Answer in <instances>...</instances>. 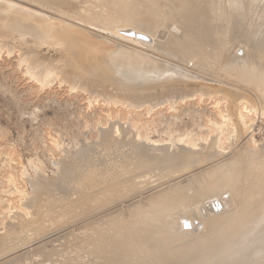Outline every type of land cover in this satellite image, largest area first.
<instances>
[{"label":"rangeland","instance_id":"374dc122","mask_svg":"<svg viewBox=\"0 0 264 264\" xmlns=\"http://www.w3.org/2000/svg\"><path fill=\"white\" fill-rule=\"evenodd\" d=\"M7 1L10 2V0H7ZM15 1L20 2V0H13L10 3L9 2L7 3L8 5L11 4L12 2L17 3ZM90 1L92 2V4ZM22 3L20 2L21 5H23ZM71 3L73 4V7H74L75 1L74 2L71 1ZM106 4L107 6H105ZM79 5L82 6V7L81 6L79 7V10L81 12L85 9L83 12V16L81 17V21L86 20V18L88 19L91 18V24L89 25H86V23L81 22V21L79 23L76 22L77 24L75 25H76V29L77 30L79 29V32L81 33L84 32V35L85 36L87 35L86 37L87 38L89 37V39H91L90 40L92 42L91 46L93 48L91 47L92 48L91 49L92 51L90 52L91 54H88V55L89 56L94 55V56H90V58L92 57L91 59H93L92 61L96 60L97 62L99 61V63L102 64L105 59L107 60V58L112 57V53H111L112 50H117V51L119 50L122 53V54L120 53L121 55H124L126 57L128 56L130 57V55L133 56L132 59L129 60V63L131 62H132L131 64L134 63L133 65L143 64L142 60L144 61L145 59L144 64L147 63L148 65L150 61H151V64L155 63L152 66L149 65V67L157 66V67H162L164 70H167L166 76H163L161 74L152 76L151 78H149L148 82L155 83L156 85L161 84L163 86L174 84V87L177 85L176 87L178 88L179 87L185 88V90H187L185 91L187 94L189 93L192 94V96L188 95L186 99L178 100V101L176 100L177 102L173 108L174 110L168 107V103L167 104L165 103L162 105L161 108L159 107L156 108L158 109V111L154 112L156 113V115H152V117L150 118H147V116L145 117L143 116L142 118L138 120L139 124L135 126V129L137 130L136 132L139 133L140 137L143 139L142 146L144 145L146 146V144H149V143H156L159 145H166L168 143L178 144L177 140H179V137L184 136L182 138L184 139V141L181 139L183 142H185L186 137L192 138L194 141H197V144H198V146L195 147L196 149L194 148V150L195 151L197 150L196 152L200 151V154H203V155L205 154V155L203 156L201 161H198V163L200 162L199 164H195L193 167H190L192 166L191 164L189 167L187 166L188 168L187 167L185 168L186 170L187 169L191 170L190 173L188 170H187L188 172H184V170L182 171L180 170V172L178 173L179 171L178 170L177 171L178 174L176 173V171H173L174 174L170 172L171 174L169 175L168 171H167L168 173L166 174L164 170L158 169L159 171H162L159 173L158 171L156 172V170L153 169L157 173L156 175L153 170H152L153 172L150 170L151 173H149L148 170H145V171H148V172H145L143 169H139V170L134 169L132 167L133 166L132 161L130 160L124 161L125 156L133 154L131 151L132 146L130 145V143L126 142L123 145L122 144L120 145L102 144L104 132L117 130V132H115L116 135L115 136L112 135V136H114L115 139L117 137L118 140H122L123 136H122L121 129L125 128L124 126L119 124V122L117 124L116 123L109 124L107 122V119L105 116V114L107 113L106 108L107 109L111 108L110 114L112 115L113 118L116 116V114H120L121 116H125V115L128 116L129 112L126 110V108L124 107L122 108V106L120 105L118 106L114 105L115 106L114 107L112 103H109L110 106L107 107L104 101V97L106 96L105 95L106 91H108L107 93H109V91L111 90L105 89L102 86L100 87V85H98L100 88L98 86L97 88L96 84L93 87H96L99 90L101 89L102 92H105V93H102L103 95H105L104 97L103 95L101 96L99 93L95 94L94 91L89 89L91 85L88 86L89 87L88 88L86 85L83 84L84 86H86V88L89 89V90L86 89L88 91L85 93L83 91V88L85 87L82 88L81 86L83 85L79 84L81 83V81H79V83L77 82L78 86L77 84H75L76 81L75 82L73 81L75 87L78 88L77 90L75 87H73L74 91L73 89L71 90V88L68 87L69 84L72 83V81L68 80L67 77L68 75L72 73V70H73L71 69V72H70L71 67L69 65L66 68L67 66L66 60L67 58H69L66 56L68 55L69 52L66 51L64 47H61L62 49H58V50L56 49L54 50V48L52 47L54 46L55 48L57 47L59 48L60 46H62V45H59L60 42L61 44L62 43L66 44V42L64 41L59 42L56 38L54 39L51 37V39L49 38L50 41L48 40L49 42L46 41L48 42V44L45 43L46 46L42 45L40 47L41 49H39V52L37 50L38 48L36 49V51L40 53V54L38 53L37 54L40 55L41 57L38 55H36L37 57L36 56L35 57L36 58L39 57L40 59L43 58L42 60L45 62L48 61L49 64H53V62H56L59 59L62 60L63 56L64 58L66 57L65 60L63 58L62 61L59 60V62H56V64L58 63L60 68H64V69L60 70L59 67H55V68H58L59 70L54 69V72L52 71L53 73H51L53 74V76L51 75V77H54V78L58 77L60 79L56 80L55 78V80H53L54 78H51L50 80H53L54 82L48 84V87L47 85H45L46 87L45 86L41 87L40 82L42 81L36 82V80L34 81L33 79H30L31 77L29 76L30 71H28V65H29L28 63L30 62L29 61L30 58L34 56H31L29 59H27L26 57L27 52H28L27 49H29V47H27L28 45L25 44L27 42H25V40L22 39L21 43H19L20 40L17 42L13 40V38L11 39L10 38L11 36L10 37L6 36L7 39L6 38L4 39V36L2 37L1 35L2 39H0V237H1V234H2V237H4L8 231L10 233L12 232L11 234L15 233L16 235L14 234L15 236H13L15 238H11V235H9L8 233L9 238L7 237L8 240L6 239L7 240L5 241L6 243L0 242V264H60V263L67 264V262L68 264L70 262H71L70 264L72 263L79 264L80 262H81L80 264H94L95 262H96L95 264H99L97 261H100V258H101L100 262L102 263V260H105L106 257L102 258L101 253H99V251H96V249H93L96 245L100 244V242H98V236L96 238L95 235H98L101 233L100 229L103 228L106 231V229L108 228L109 229V230L107 229L108 233H105V234L103 233L102 236H100L101 234L99 235V241H101L100 237L101 239L104 240L107 236H109L110 234L109 232L111 231V229L113 233L110 234V236L112 235L115 236L116 234L119 233L118 236L121 237L122 233H124L126 229L119 228L121 229L119 230L115 228L116 227L129 228L130 223H128V221L133 220L132 218H134L133 220L134 222L140 216H141L140 218H143V220L141 219H138V220H141L143 223L145 222L144 217H148L147 220L149 223L151 220L156 219L154 221H151V223L153 222L154 225H157V226L159 225L158 223L162 221L161 219L164 220L166 218L164 220V224L163 225L161 224L162 227L159 228V230L157 231L158 232L164 231L162 229H164V227H168L169 225L168 223L170 221L173 224V225H169L170 231L172 232L170 236L171 238L168 237L162 240L159 243V245L160 246H163V245L165 246L174 245L175 246L176 244L180 246V248L182 247L181 249H184L186 245L189 246L195 243L196 239L197 241L200 239L202 240L209 234L210 231L213 232V230L220 227V226H216L215 228H211L212 226L208 225L205 222L208 217L210 216L213 217V215L216 216L219 213L220 214L217 215L216 217L222 215L221 213L225 212L227 205L229 208L227 210L229 211L230 209L234 210L233 207L235 206L232 207L231 205H229V203L232 204L234 200V197H233L235 194L234 191H233L234 193L232 191H227V193L223 191L222 193L225 192L226 193L225 195L222 194V195L216 196L217 194L221 193V191L219 192L218 187L215 186L214 184L217 181H219L218 176H220L221 174L220 168L223 167L221 165H224V169H225V165L227 162L225 163L224 161L232 160L233 158L237 160V158L239 157L241 158V160H244V162L241 161L242 162L241 163L239 161L240 159L238 158V162L241 164H237V165L242 166L243 163L247 162L249 155H256L257 157L260 156L261 159H263L264 157V90L259 88L258 86L259 82L257 81V79L255 80L253 78L252 80V78H250V75L249 77H247L248 75H245V73L246 74L250 73L251 66L253 68H257L258 66L260 67L262 65L264 66V0H254L252 5L249 4L250 5L249 9L251 10L250 11L251 15L249 18H245L241 20L242 17L244 18V16H247V13L244 11H240L239 17L241 18L238 17V19H234L236 25H235V34L233 35V39H234L233 48L235 49L232 48L231 51L232 52L234 50L235 51L233 52V54L231 51L228 53L230 55L232 54L231 57L225 56L227 61L224 65L228 67L229 69L225 70V72L224 70L222 72L220 71L218 72L219 74L216 73L217 70H213L210 67H204V66L198 65L194 57L185 58L179 54L177 56L175 55V57L173 58H171L170 55L169 57H166L163 55H162L163 57H161V55L158 56L154 54L153 51H151L152 49L150 50L152 45L153 46L157 45L156 42H157V39L159 38L161 42L166 41L165 43H167L168 38L172 36H176L179 40H182L183 35H181L182 32L180 31L181 28L179 27L181 25H172L169 22V23H166L165 27L161 28V27H158L161 25H158L156 21L155 22L156 25H154L155 23L151 24L155 30L157 27L161 28L160 30L157 28L158 30H156V32L153 29V27H151V25H145L146 28L147 27L151 28V29L147 28L149 31H145L147 29L144 28V25L140 26L141 28H139V26L133 27L130 25L126 27V26H123L124 25L123 23H122L123 25L119 24L120 26L118 25V27L107 29L106 26H104V24L102 23L103 18L106 16H111V14L115 16L116 14V12L114 13V11H116L115 5L108 4V0H88V1L82 0V3H80ZM23 6L26 8H29L30 6V8H32V4L27 5L24 3ZM142 7L144 6H140V2L135 1L133 4H130L129 8L127 7V11L126 9L124 10V8L122 10H118L119 11L118 14L122 12L121 13L122 15L123 13L124 14L126 13L125 15H129L128 12H133V11H135L133 13H136L139 11L138 8L142 9ZM33 8L34 9L32 10L39 12L36 6H33ZM71 9H72V6L66 10L62 9L63 12L58 14L59 15L58 17L62 18L63 21L69 22L65 18H66L67 13L70 12ZM41 12H43L44 15L45 13L47 14L49 13V11L47 10H45V12L40 11L39 13L41 15H42ZM96 13L99 16H97ZM133 13H130V15ZM48 15L47 17H50ZM127 17H126L127 20L125 18L126 22L129 19V16ZM111 18H114V17L111 16ZM114 19L120 20V17L118 18L116 17ZM51 21L52 23H54L55 19L54 20L51 19ZM55 24L57 25L56 22ZM136 27L142 30L138 31ZM152 29L154 31H152ZM5 30L7 31V29H4V31ZM141 31H144V32H141ZM164 31H167L165 32L167 33V36L166 34H164ZM150 33H152V35H150ZM153 34L154 35L156 34V37ZM48 35L50 36L52 35L54 37L52 33H49ZM161 37H164V38L166 37V39L163 38L164 40L163 39L161 40ZM55 40L58 42H56ZM132 40H134L136 43L138 41V43L140 44L138 43L136 44ZM51 41L54 44H52ZM142 41H145V42H142ZM147 42L149 46L146 44ZM55 43H58V44H55ZM143 43H145L146 45L143 46L142 45ZM140 45H142V48ZM48 47L49 48L51 47L53 49L49 50ZM250 49L256 52L257 54L256 56L258 57L257 59V57L255 56V60L257 61L252 59V61H254L252 62V65L247 64V63L245 64L244 62L248 53L251 51ZM45 50L49 51L48 52L49 54L54 50L55 53L57 54H55L53 51L51 55H48V53ZM59 50L60 51L63 50L64 54L61 53ZM40 51H43V52L41 53ZM107 52H108V55L106 56ZM109 53L111 56H109ZM69 55L70 56L73 55V52L72 54H69ZM50 56L52 57L55 56V58H52ZM259 56L260 57L262 56V57L260 58ZM165 58L171 61H166ZM51 59L52 60L54 59L52 63L50 62L52 61ZM63 61L66 63H64ZM135 61L136 62L139 61V62L136 63ZM42 62L40 61V63ZM45 62L42 63L43 68H44V65H45V68H47L49 65L48 63H45ZM62 63H64L65 67H62L63 65ZM32 66L35 67L36 65L35 66L32 65ZM234 67H236V69ZM245 67L247 68L250 67L249 72L247 71L248 70L247 68L245 69ZM43 68H42V72H43ZM208 68H210V70ZM37 69L41 71L40 67ZM262 69H264V67H262ZM234 70L235 71L237 70V71L235 72ZM35 71L37 70L35 69ZM56 71H57L56 73L57 75L55 76L54 73ZM59 71L61 74L63 73L65 75L66 73H64V71L68 72L67 77H65L66 79L63 78L65 75L62 74L63 75L62 77ZM214 71L216 72L214 73ZM228 71L230 72L227 75L226 72ZM223 72H224V75H227V76L222 75ZM232 72L233 74H231ZM35 74L36 75L34 77H38V74L37 73ZM219 76H221V78ZM242 76L245 78V80L244 78H242ZM61 78L65 81L67 80L66 82H68V85H66L67 83L62 80L64 83H66L64 84L61 81ZM68 78H71V77H68ZM59 80L61 81L62 84L59 83L60 82ZM200 85L201 87H199ZM213 86H215L216 88ZM71 87H72V84H71ZM79 87H81V89ZM127 90H130V89H127ZM92 92H94V94ZM127 92L130 93V91H127ZM202 92L204 93L203 95L200 94ZM87 93L91 94L92 97H89L90 95ZM134 93L135 91L133 92V94ZM172 98L174 100V96H172L171 99ZM243 105L246 107L248 105L247 108L249 110H245ZM145 108L147 107H144L142 110H145ZM247 111L249 112V114ZM218 113L221 114L222 116H225L226 118H220L221 116L220 115L218 116L217 115ZM239 113L243 114L246 120V125L250 123L249 125L252 126V128L250 127V129L246 131V128L241 125L240 120L238 119ZM131 116L134 117L135 113H131ZM208 119L210 123L209 125H207ZM211 122L213 124L218 125L220 128L219 129L220 131L214 129V127H211ZM113 124L115 125V129H113ZM99 126H100V129H99ZM133 134L135 133H132L127 137L128 138L134 137ZM209 134L211 137H209ZM218 134L222 135L221 139L226 135V138H225L226 144H225V147L223 148L224 151L220 149L221 150L220 152L217 151L216 153H214V151L212 150L213 148L212 149L210 148L213 146L212 143L216 140V137L218 136ZM230 134L231 135L233 134L234 136L233 135L231 136ZM229 135L231 136L230 139L228 138ZM198 139H200V141ZM176 147L178 148V145ZM181 148L186 149V147H183L182 145L179 149ZM173 149H174V146H173ZM184 149H183V152H185ZM205 150H206V153H205ZM179 152H182V151L179 150L178 153ZM208 153H210V155H208ZM184 154L185 153H183V155ZM180 155H182V153H179V156ZM121 156H123L124 158H122ZM98 158H99V161H98ZM219 161L220 163L222 162L221 165H219L220 164ZM230 162L231 161H228L229 164ZM65 164L68 165V167H72L76 165L75 167L76 170L74 172L75 175H73V178L71 179H66V178L62 179L61 178L62 176L60 177V173L62 170L61 167H63V165ZM217 165L218 167H220L219 168L220 173L218 172V175H217L215 171H212L213 172V176H212V173H210V171L214 169V167ZM218 167H216V169L214 170L219 171L217 169ZM242 167L244 169V166ZM203 168L207 171L210 170L208 172L210 173V176L212 177L209 176L210 178H208V175H205L206 171ZM258 169L259 168H256L257 171ZM261 169L259 170L260 174L256 172V170L255 171L253 170V173L255 172L253 174L254 179H255V176H257L256 177L257 180L255 179L256 181L252 179V182L254 184L253 187H256V185H258L259 178L262 177L261 175L264 173V167L263 168L261 167ZM203 171H205V173ZM181 172L183 173L184 176L181 175L182 174ZM199 172H201V176L203 173L205 175V176L203 175V177L207 176L206 179L205 178L204 179L208 183L203 179V177H199L200 174L198 175L199 179L201 178L202 180L205 181V182L202 181L203 184L201 185V187H204L206 185L205 193H209L208 194L209 197H207L209 200L206 199V197H203L204 193L201 191V189L200 191L197 189V186L201 181H199L198 177H195V175L198 174ZM214 172L216 173V176H217L216 180L218 179L217 181L214 179L216 177L214 176L215 174ZM251 172L250 174H252ZM256 173L258 174L256 175ZM193 178L194 180L196 178L198 180V182L197 180L194 181L195 183L197 182L196 185L192 184ZM186 180L188 182L189 180L190 181L192 180V181L189 182L188 184ZM143 181H145L144 186L142 185ZM182 182H187V183H182ZM174 184H175V188L177 187L182 188L181 186L183 184L184 186L188 185L187 186L188 191L186 192L187 194L189 193L191 194L192 201H193L192 194L194 195V197L197 194V197L199 198V196L201 195L198 196V194L203 193L201 198H199V199L203 198L202 199L203 201L198 199V201L199 202L201 201V203L199 202L192 203L193 205L190 204V206H188L189 204L187 205L184 202L187 201V203L188 202L190 203L192 201H190L191 198L190 200L188 199V196L190 197V194L189 195L186 194L188 200L186 201L184 200L186 199L185 198L186 196L183 197L184 199L179 200L180 206L185 205V207L182 210L180 209L179 204H178V206L176 207L177 210H173L174 212L170 211L169 215H168V211L165 213L166 215L164 213H160V215L162 214L161 216L159 215V212H157L155 214H152L153 216H155L156 214L157 215L154 217V219H151L153 217L151 215L152 212L148 211L149 208H147L145 212L146 215H151L152 217L145 216L144 214L145 210L143 209H145L148 206H151L149 205L151 204V202L149 201L150 196L152 195L157 196L159 194V196L165 198L167 197L166 193L168 195V191H167L169 190L168 188L171 189L169 192L170 193L172 192V196H178L177 194H179L178 192L180 191L179 190L180 188L179 189L177 188L178 191H176L177 189L174 188ZM179 184L180 186H178ZM50 186L51 188L48 190ZM209 188L211 189L209 190ZM164 190L165 192L166 191L167 192L165 193ZM172 190H174V193ZM191 190H194L195 193L193 191H192L193 193L190 192ZM175 191L177 194L175 193ZM216 191H218V193ZM170 193H169V196H170ZM208 195L205 194L204 196H208ZM210 197L212 198L210 199ZM33 199L34 201L36 200L35 201L36 204L34 201H32ZM138 200H139V203H137ZM182 201L184 204L182 203ZM217 203L219 205L215 207ZM220 204L222 208L224 209V211L222 208H220L221 207ZM263 205H261L262 207L259 206L256 209V211H258L259 214L264 213ZM136 210H138L139 213ZM186 210H189V211H186ZM176 211H179V212L176 213ZM21 213H23V215L25 214L26 216L24 215L25 216L24 217ZM140 213L141 214L143 213L144 215H139V217L137 218L138 216L137 214H140ZM173 213H176V214L173 215ZM131 214L135 215V217ZM163 215L165 216L172 215L170 217L172 219H169L168 221L167 217ZM159 216L160 218L163 216V218L160 219ZM21 218L24 220V228L22 229L21 232H17L16 230L17 227H16V229L14 228L16 231L14 232V230L11 229L12 227L10 228L9 226L11 225L12 226L14 225L13 227H15L16 225L18 226L17 223H19L20 220L22 221ZM186 219L187 221L190 219H193V220H190L193 224L191 225V223H189L188 221V224L184 225L183 223H184V220ZM10 220L12 221V223ZM111 220L113 222H111ZM138 220L137 222L140 223L141 221H138ZM158 220L160 221L158 222ZM172 220H175V221L172 222ZM16 221H19V222H16ZM119 221H122V222H119ZM125 221H127L128 224L125 223ZM122 223H125L126 225ZM135 223L136 222L130 225L138 226V225H134ZM139 223H136V224H139ZM86 224L89 226L87 227ZM83 225H85L84 229H83ZM101 225L103 226L101 227ZM262 225H264V222ZM113 226L114 228H112ZM8 228H10L12 231H10ZM6 229L8 230L7 232H5ZM117 230L122 231L121 234L120 232H117ZM257 230L258 231L261 230L260 231L261 233L259 234L261 235L263 234L262 236L264 237V233H262V229L257 228ZM105 231H102V232H105ZM194 231L197 233H195ZM258 231H255V232H258ZM3 232L5 234H3ZM136 233L137 231L136 232L134 231L133 235ZM180 233H181V238L182 237L184 238V236H186L184 239L182 238L183 241L178 239V237H180L179 236ZM159 234L160 233L156 234V236ZM103 235L104 237L105 236L106 237L104 238ZM262 236L257 235V237H260V238H262ZM257 237L255 236V238ZM10 238L13 239L12 241L10 240L11 242L9 241ZM1 239L3 238H0V240ZM89 240H91L92 242ZM179 241H182V242L177 243ZM93 242L95 243V245L93 244ZM185 242H187L188 244ZM93 245L94 247H92ZM231 245L232 243L229 244L226 247V249L231 247ZM250 245H245L243 246L244 248L243 247L241 248L242 249L241 252L244 250L242 252V254L244 255H242L241 253L237 255V260L241 259L239 262H237V260L232 261L230 259L224 264H233V263L239 264L241 262L242 263L245 262L244 264H247V263L250 264V262L251 264L253 263L255 264L263 263L264 264V247L261 248L262 244L258 243L257 245L254 244V246L253 244L251 246ZM259 245L260 247H258ZM111 246L107 248L109 249V251H111V253L109 251L106 254L104 253V255H107L109 259H106L105 260L106 262H103L102 264H106L109 260H111L110 258H113V256H115L116 254H117V257L115 256L114 259L115 258L120 259V255H123V257L126 256V253H127L126 250L124 252L125 254L124 255L122 253V249L120 250L121 252H119L118 250L120 248L116 246H113V247ZM263 246H264V243H263ZM114 247L118 248L117 251L120 253L119 255L118 253H116L117 251H115L116 249ZM112 248L114 250H112ZM198 248H200V246H198L196 250ZM28 249H30V251ZM46 250L48 253L46 252ZM59 250L61 251L64 250L62 251L63 254ZM159 250L161 249L159 248ZM159 250L158 248L154 249V253L155 252L159 253ZM56 251L58 252V254ZM143 251L147 252L145 248L138 252L141 254L142 253L144 254ZM149 251L150 250H148V252ZM32 252H34L35 254ZM114 252L115 254L113 255ZM128 252H129L128 254L129 256L125 260L129 259V257L132 255L130 254V250ZM146 252L145 254L148 253ZM139 253H138L137 259L139 256L142 258L139 257L138 260L137 259L134 260V258H136L135 257L136 255H135L132 257L133 259L131 258L132 259L131 262H130V259L126 261L128 262L127 264L129 263L138 264V262L141 259H142L141 261L146 260L144 258L146 257L145 254L140 255ZM44 254H46V256ZM108 254H111V256H109ZM60 256L62 257L60 258ZM65 257L67 258L65 259ZM242 257H244L245 260L249 259L248 260L249 262H246L247 260L242 261L243 260ZM249 257L251 258V260ZM150 258H152L151 259L152 261L150 260ZM150 258L147 259L146 261H143V263L139 262V264L140 263L144 264L148 260L150 261V263H148L149 261L147 262L148 264L153 263V260H154L153 256ZM191 259H192V255L184 258L181 261V264L182 262L185 263V262L190 261ZM55 260L57 261L59 260V262ZM125 260L123 261L121 260V262H124ZM132 261H135V262L137 261V262L135 263ZM230 261H232L233 263ZM107 264H113V262H108Z\"/></svg>","mask_w":264,"mask_h":264},{"label":"bare ground","instance_id":"6f19581e","mask_svg":"<svg viewBox=\"0 0 264 264\" xmlns=\"http://www.w3.org/2000/svg\"><path fill=\"white\" fill-rule=\"evenodd\" d=\"M13 1V0H10V2ZM71 1H75V5L73 7V4L71 3ZM85 1H88V0H85ZM140 2V6H144L142 7V9L138 8V12L136 13H133V12H128L129 15H125L123 13V15L120 13L118 14V10H122L124 8V10L126 9L127 11V7L129 8L130 7V4H133L134 2ZM254 0H108V4H113L115 5L116 7V11H114V13L116 12L115 16L111 14L112 17L114 18H118L120 17V20H116L114 18H111V16H106L103 18V24L104 26H106L107 29H111V28H115V27H118V25L122 24L123 26H139V28H141L140 26H143L144 25V28H146L145 25H151L153 23H156L158 25H161V26H158V27H165L166 23H169L172 24V25H181L179 26L181 29L180 31L182 32L181 35H183V39L182 40H179L176 36H168L170 38H168L167 40V43L165 42H161L159 39H157V42L156 44L157 45H152V47L150 48L151 51H153L154 54L156 55H161V57L163 56H166V57H169V55L171 56V58L175 57V55L177 56L178 54L179 55H182L183 57L187 58V57H194L195 61L197 62L198 65H201V66H204V67H210L212 68L213 70H217L214 71V73H218V72H222L224 70H227L229 69L228 67H226L224 64L226 63V57L225 56H229L231 57V55L233 54V52L235 51H231V49L233 48V45H234V42H233V35L235 34V20L234 19H238L239 17V12L240 11H244L247 13V16H244V18L242 17H239L242 19H245V18H249L250 17V5H252ZM9 1L7 0H0V39L1 38V35L2 37L4 36V39L6 38V36H11L10 38L15 41H19V43H21L22 39L25 40V44H27L29 47L28 52H27V59H29L31 56H34V57H31L30 58V62L27 64L28 65V71H30L28 74L30 79H33L34 81L36 80V82H39V81H42L40 82V86L43 87L45 85H47L48 87V84L54 82L53 80H55L54 77H51V75L53 76V73L54 72V69H58V68H55V67H59L60 66L58 65V63L56 64V62H59V57H58V61L56 62H53L50 61L51 63L53 62V64H49L48 61H43L42 59H39L36 58L39 52V49H41L40 47L42 45H45L48 44V42L50 41L51 37L52 38H56L59 42L60 41H64L66 42L65 43H62L61 42L59 43V45H62L60 46L59 48H55L54 46H52L54 48V50H58V49H62L61 47H64L66 49V51H68V55L65 56L66 57H69L67 58V66L66 68L68 67V65L71 67L70 68V72H71V69L72 70V73L70 75H68V77H71V78H68L67 77V74L68 72H65V75L63 77L64 79H66L65 77H67L68 80L72 81V83L69 84L68 87L71 88V90L73 89V87H75L73 81L77 84L78 86V83L79 81H81V83L79 84H84L86 85L87 87L91 85V87L89 89H91L92 91L95 92V94L99 93L101 96L103 95L102 93H105V92H102V90L100 89H97L100 85V87H104L105 89H108V90H111L109 91V93H107L108 91H106L105 95H103L104 97V101H105V104L106 106H110L109 103H112L113 106H122V108H126V110L129 112L128 116H121L120 114H116V116L113 118L112 115L110 114V109L111 108H106V111L107 113L105 114L106 116V119H107V122L110 124V123H118L121 124L122 126H124L125 128H122L121 129V132H122V140H118L117 137L115 139V132L116 131H107V132H104V135H103V143L104 145H108V144H111V145H114V144H125L126 142L127 143H130V145L132 146L131 147V151H132V155H127L125 156V160H130L133 162V168L136 169V170H139V169H143L144 171L145 170H148L149 173L150 170L152 171L153 169L156 170V172L158 171L159 173L162 172V171H159L158 169H161V170H164L166 172V174L169 172V175L171 174L170 172H172L174 174L173 171H178V173L180 172V170H184V172H188L190 173L191 170H186L185 168L188 166H190L192 164V166L190 167H193L195 164H199L198 161H201V159L203 158V154H200V151L199 152H196L194 150L195 147L198 146L197 144V141H194L192 138H185V142L184 139H182L184 136H180L179 137V140H177L178 144L176 143H168L166 145H159V144H156V143H149V144H146V146H142L143 145V139L140 137V134L137 133L136 129H135V126H137L139 124L138 120L140 118H142L143 116H147V118H150L152 117V115H156V111H158V109L156 108H161L163 104H167L168 103V107H170V109H173L176 102L178 100H183V99H186V97L189 96H192V94H187L185 91V88H181V87H174V84L172 85H167V86H163L161 84L159 85H156L155 83H151V82H148L149 78H151L152 76H156V75H163V76H166L167 75V70H164L162 67H157V66H153L151 67L152 65H154L155 63L151 64V61L150 63H145L144 64V61L142 60L143 64H140V65H133L131 63H129V60L132 59V55H130V57H126L124 55H121V51H117V50H112V57L111 58H107V60L105 59L104 62L102 64L99 63V61L97 62L96 60L95 61H92L93 59L90 58V56H94V55H88V54H91L90 52L92 51L91 49L93 48L91 46V39H89V37L87 38L85 35H84V32H79V29L77 30L76 29V25L77 23H79L81 21V17L83 16V12L84 10L81 12L79 10V7L81 5H79L80 3H82V0H20V2L24 5L27 4V5H31L32 4V8H26L24 7L23 5L20 4V2L18 1H15L17 3H14L12 2L11 4L8 5ZM9 2V3H10ZM91 2V1H90ZM110 2V3H109ZM84 3V1H83ZM92 4V2H91ZM87 5V4H86ZM33 6H36L37 10L40 11H44L47 10L49 11V15L47 13H45V15L42 13V15L39 13V12H36L35 10H32L34 9ZM72 6V9L70 10V12L67 13L66 15V18L67 21L69 22H66V21H63L62 18H59L58 14H60L61 12H63V10H66L68 8H70ZM107 6V4L105 5ZM132 6V5H131ZM82 7V6H81ZM63 10H62V9ZM87 9V8H86ZM101 9V8H100ZM141 10V11H140ZM101 11V10H100ZM107 11V10H106ZM129 11V9H128ZM98 12V11H97ZM124 12V11H123ZM109 13V12H108ZM107 13V14H108ZM113 13V12H112ZM130 13H133L130 15ZM95 14V13H94ZM99 14V13H98ZM102 14V13H100ZM50 16V17H47ZM97 15V13H96ZM57 16V17H56ZM99 16V15H97ZM129 16V19L128 21L126 22L125 21V18ZM55 19V22L57 23V25L54 23H52L51 19L54 20L53 18ZM128 18V17H127ZM126 18V20H127ZM114 19V20H113ZM121 21V22H120ZM123 21V22H122ZM247 21V20H246ZM77 22V23H76ZM81 22H84L86 23V25H89L91 24V18H86V20H82ZM83 23V24H84ZM156 23L154 25H156ZM81 24V23H80ZM119 25V26H120ZM52 26V27H51ZM98 26V25H97ZM156 26V27H157ZM151 27H153L151 25ZM157 27V28H158ZM123 28V27H122ZM132 28V27H131ZM138 29V27H136ZM156 30H160L161 28H158ZM178 28V27H177ZM4 29H7V31L5 32ZM53 29V30H52ZM148 29H151L150 27ZM145 30V31H149V30ZM154 29V27H153ZM152 29V31H154ZM130 30V29H129ZM139 30H142V29H138ZM155 30V32H156ZM179 30V29H178ZM94 31V30H93ZM134 31V30H133ZM168 31V30H167ZM167 31H164V34H166L167 36ZM99 32V31H98ZM141 32H144V31H141ZM151 32V31H150ZM49 33H52L54 35V37L51 35H48ZM94 33V32H93ZM106 33V32H105ZM130 33V32H129ZM170 33V32H169ZM176 34V33H175ZM104 35V34H103ZM150 35H152V33H150ZM154 35V34H153ZM160 35V34H159ZM49 36V37H48ZM107 36V35H106ZM156 37V34L154 35ZM152 36V37H154ZM109 37V36H108ZM151 37V36H150ZM8 38V39H10ZM50 38V39H49ZM107 38V37H106ZM164 37H161V40L163 39ZM7 39V38H6ZM166 39V37L164 38ZM163 39V40H164ZM49 40V41H48ZM115 40V39H114ZM121 40V39H120ZM141 40V39H139ZM48 41V42H46ZM56 41V40H55ZM56 41V42H58ZM133 42H135L134 40H132ZM137 41V40H136ZM52 42V41H51ZM50 42V43H51ZM142 42H145V41H142ZM141 42V43H142ZM160 42V43H159ZM46 43V44H45ZM136 43V42H135ZM138 43V41H137ZM136 43V44H137ZM52 44H54L52 42ZM55 44H58V43H55ZM140 44V43H138ZM148 46V42L146 43ZM145 43H143L142 45H146ZM241 44V43H240ZM51 45V44H49ZM47 45V46H49ZM64 45V46H63ZM142 45L141 48H142ZM58 46V45H56ZM94 46V45H93ZM92 47V48H91ZM38 48V49H37ZM49 48V47H48ZM53 48H49L50 49H53ZM36 49L38 50V52L36 51ZM47 49V48H46ZM235 49V48H233ZM53 50V51H54ZM72 50V51H71ZM251 50V49H250ZM36 51V52H35ZM47 53L49 51L45 50ZM52 51V52H53ZM60 51V50H59ZM64 51V52H66ZM232 52V54H228L229 52ZM243 51V50H242ZM41 53L43 51H40ZM51 52V53H52ZM58 52V51H57ZM61 53H63V50L60 51ZM59 52V53H60ZM73 52V55H69V54H72ZM10 53V52H9ZM38 53V54H37ZM51 53L48 55H51ZM55 53V51H54ZM60 53V54H61ZM93 53V52H92ZM121 53V54H120ZM152 53V52H151ZM152 53V54H153ZM57 54V53H55ZM54 54V55H55ZM64 54V53H63ZM25 55V54H24ZM62 55V54H61ZM108 55V52L106 54V56ZM114 55V56H113ZM163 55V56H162ZM235 55V54H234ZM256 52H254L253 50H251L246 59H245V64H251L252 65V59L255 60V56H256ZM36 56V57H35ZM40 56V55H38ZM109 56L110 53H109ZM41 57V56H40ZM52 57V56H50ZM49 57V58H50ZM57 57V56H56ZM61 57V56H60ZM66 57L64 58V56L62 57V60L64 58V60L66 59ZM71 57V58H70ZM239 57V56H238ZM257 57V56H256ZM260 57V56H259ZM262 57V56H261ZM260 57V58H261ZM35 58V60H34ZM52 58H55L52 57ZM57 59V58H56ZM110 59V60H109ZM166 61H171V60H167V58H165ZM170 59V58H169ZM258 59V57H257ZM26 60V59H25ZM39 60V62H38ZM50 60V59H48ZM61 60V61H62ZM136 60V59H135ZM148 60V59H147ZM190 60V59H189ZM260 60V59H259ZM40 61L42 62H45V63H48V67L45 68V65H44V68L42 66V63H40ZM60 61V62H61ZM148 61V62H149ZM176 61V60H175ZM257 61V60H255ZM136 62V61H135ZM139 61H137L136 63H138ZM147 62V61H146ZM189 62V61H188ZM194 62V61H193ZM195 62V63H196ZM64 63H62V67H65ZM181 63V62H180ZM60 64V63H59ZM257 64V62H256ZM32 65H36L35 67H33ZM58 65V66H57ZM149 65H151L149 67ZM157 65V64H156ZM189 65V64H188ZM192 65V64H191ZM231 65V64H230ZM234 65V64H233ZM247 66V65H246ZM27 67V66H25ZM41 68V71L37 68ZM257 67V66H256ZM262 67H264L263 65L262 66H258L257 68H253L251 66V70L247 67H245V69L247 68L248 72L250 70V73L246 74L245 72V75H248L247 77H249L250 75V78H253L259 82L258 86L260 89L264 90V69H262ZM42 68H43V72H42ZM68 68V70H69ZM117 68V69H116ZM189 68V67H188ZM202 68V67H201ZM210 68H208L210 70ZM236 69V67H234ZM241 68V66H240ZM239 68V69H240ZM254 70H253V69ZM261 68V69H260ZM35 69L37 71H35ZM61 69H64V68H60ZM191 69V68H190ZM197 69V68H196ZM204 69V68H203ZM207 69V68H206ZM257 69V70H256ZM45 70V71H44ZM59 70V69H58ZM57 70V71H58ZM66 70V71H68ZM116 70V72H115ZM208 70V71H209ZM238 70V69H237ZM236 70V71H237ZM53 71V72H52ZM57 71L54 73L55 76L57 75ZM235 71V70H234ZM235 71V72H236ZM246 71V72H247ZM25 72V71H24ZM23 72V73H24ZM27 72V71H26ZM224 72L222 75H224ZM230 71L226 72L227 75ZM234 72V74H235ZM241 72V70H240ZM239 72V73H240ZM37 73L38 74V77H34ZM43 73V74H42ZM208 73V72H207ZM213 73V72H212ZM225 73V74H226ZM59 74V75H60ZM211 74V73H210ZM219 74V73H218ZM233 74V72L231 73ZM221 75V73H220ZM227 75H224V76H227ZM61 77V76H60ZM221 78V76H219ZM51 78H54L53 80H50ZM215 78V77H214ZM229 78V77H228ZM237 78V77H236ZM240 78V77H239ZM242 78H244L242 76ZM57 79H60V78H56ZM73 79V80H71ZM230 79V78H229ZM238 79V78H237ZM248 79V78H247ZM63 79L61 78V81ZM144 80V81H143ZM233 80V79H232ZM242 80V79H241ZM245 80V78H244ZM60 81V80H59ZM61 81L59 83H61ZM64 82H66L65 80H63ZM62 81V82H63ZM143 81V82H142ZM155 81V80H154ZM165 81V80H164ZM219 81V80H217ZM230 81V80H229ZM248 81V80H246ZM57 82V81H56ZM63 82V83H64ZM78 82V83H77ZM142 82V83H141ZM67 83V84H66ZM64 84L68 85V82H66ZM172 83V82H171ZM254 83V82H253ZM252 83V84H253ZM62 84V83H61ZM71 84H72V87H71ZM96 84V87H93L94 85ZM256 84V82H255ZM81 86L83 88V91L86 93L89 89L86 88V86ZM204 86V85H202ZM248 86V85H247ZM255 86V85H254ZM261 86V87H260ZM46 87V86H45ZM59 87V86H58ZM81 87H79L81 89ZM99 87V88H100ZM201 87V85L199 86ZM215 87V86H213ZM76 88V87H75ZM206 88V86H205ZM208 88V87H207ZM216 88V87H215ZM250 88V87H249ZM78 88H76L77 90ZM79 89V90H80ZM88 89V90H86ZM97 89V90H96ZM127 89H130V90H127ZM212 89V88H211ZM219 89V88H217ZM227 89V88H226ZM259 89V90H260ZM196 90V89H195ZM202 90V89H201ZM255 90V89H254ZM258 90V91H259ZM74 91V89H73ZM82 91V92H83ZM104 91V90H103ZM127 91H130L127 92ZM135 91V93L133 94V92ZM94 92H92L94 94ZM111 92V93H110ZM132 92V93H131ZM260 92V91H259ZM90 93V92H89ZM87 93V94H89ZM216 93V92H215ZM257 93V92H256ZM200 94H204L203 92L200 93ZM206 94V93H205ZM259 94V93H258ZM90 96L89 97H92L91 94H89ZM94 96V95H93ZM174 96V100L173 98L171 99V97ZM194 96V95H193ZM199 96V95H198ZM214 96V95H212ZM221 96V94H220ZM88 97V98H89ZM95 98V97H94ZM190 98V97H189ZM92 99V98H91ZM90 100V99H89ZM177 100V101H176ZM199 101V99H198ZM217 101V100H216ZM215 101V102H216ZM111 104V105H112ZM216 104V103H215ZM170 105V106H169ZM219 105V103H218ZM217 105V106H218ZM246 105V103H245ZM114 106V107H115ZM244 106V105H243ZM144 107H147L145 108V110H142ZM248 107V105H247ZM246 106H244V109L245 110H249ZM216 108V107H215ZM156 109V110H155ZM169 109V110H170ZM174 110V109H173ZM172 110V111H173ZM243 110V108H242ZM138 111V112H137ZM205 111V110H204ZM219 111V110H218ZM216 111V112H218ZM117 112V111H116ZM248 112V111H247ZM131 113H135V116L132 117L131 116ZM255 113V112H254ZM249 114V112H248ZM195 115V114H194ZM218 116L220 115L221 117L220 118H226L225 116H222L221 114H217ZM235 115V114H234ZM238 119L240 120V123L243 127L246 128V131L250 129V127L252 128V126H250L249 124L246 125V120L243 116L242 113H239L238 114ZM162 116V115H161ZM229 116V115H228ZM156 117V116H155ZM167 118V117H165ZM223 120V119H222ZM144 121V120H143ZM166 121V120H165ZM232 121V120H231ZM237 122V121H236ZM107 123V124H108ZM208 123V124H207ZM207 125H209V119L207 121ZM108 124V125H109ZM237 124V123H236ZM112 125V124H111ZM220 125V124H219ZM223 125V124H222ZM221 125V126H222ZM235 125V124H234ZM211 127H214V129L216 130H219V126L216 125V124H213L211 122ZM225 127V126H224ZM237 127V125H236ZM99 129H100V126H99ZM113 129H115V125L113 124ZM117 129V128H116ZM145 129V128H144ZM222 129V127H221ZM236 130V129H235ZM245 130V129H243ZM220 131V130H219ZM119 132V131H118ZM140 132V131H139ZM218 132V131H217ZM99 133V132H98ZM132 133H135L133 134L134 137H127L129 136L130 134ZM114 135V136H112ZM216 135V134H215ZM231 135V134H230ZM228 136V138L230 139L231 136ZM193 136V135H192ZM221 136L222 135H219L216 137V140L212 143L213 146L210 148L214 151V153H216L217 151H221L220 149L223 150V148L225 147V144H226V135L221 139ZM234 136V135H233ZM250 136V135H249ZM125 137V138H124ZM128 139H127V138ZM200 137V136H199ZM209 137L210 134H209ZM208 138V137H207ZM214 138V137H213ZM183 141H182V140ZM200 141V139H198ZM207 140V139H206ZM249 140V138H248ZM98 141V139H97ZM198 141V142H199ZM238 141V140H237ZM250 142V141H249ZM252 142V140H251ZM250 142V143H251ZM142 143V144H141ZM206 143V142H205ZM163 144V143H162ZM203 144V143H202ZM211 144V145H212ZM249 144V143H248ZM159 145V146H158ZM178 145V148L176 147ZM181 145L183 147H186L185 152H183V149H179ZM208 145V144H207ZM173 146H174V149H173ZM200 146V145H199ZM228 146V145H227ZM247 146V145H246ZM182 151V152H179V153H182V155L179 156V153L178 151ZM252 147V146H251ZM199 148V147H198ZM229 148V147H228ZM96 149V148H95ZM123 149V148H122ZM193 149V150H192ZM196 149V148H195ZM204 149V148H202ZM107 150V149H106ZM119 150V149H118ZM124 150V149H123ZM174 150V151H173ZM176 150V152H175ZM101 151V149H100ZM99 151V152H100ZM117 151V150H116ZM189 153H188V152ZM194 151V152H193ZM209 151V150H208ZM211 151V150H210ZM224 151V150H223ZM109 152V151H108ZM218 152V153H219ZM183 153H185L183 155ZM202 153V152H201ZM205 153H206V150H205ZM211 153V152H210ZM210 153H208V155H210ZM96 154V153H95ZM99 154V153H98ZM97 154V155H98ZM200 154V155H199ZM100 155V154H99ZM123 155V154H122ZM258 155V154H257ZM93 156V155H92ZM221 156V154H220ZM96 157V156H95ZM98 157V156H97ZM122 158H124L123 156H121ZM216 157V156H215ZM219 157V156H218ZM249 158L247 159V162L243 163L242 166H244V169L240 166H238L237 164H241L244 160H241V158H239L240 162H238V158L237 160L236 159H232V160H228V161H231L230 164L228 163V161H224L226 163L225 165V169H224V165H221L220 161H219V165L223 166L222 168L215 166L214 169H216V167H218L217 169L221 170V174L220 176H218V179L219 181L216 180L217 176H216V173L218 175V172L220 173V170L219 171H216L214 169H212L210 171V173H212V176H213V172L212 171H215L214 173V176H216L214 179L217 181L214 185L218 187V190L219 192L221 191V193L219 194H214L216 196H219V195H222V194H226L227 191H234L235 194H234V200L232 202V204L229 203V205H231L232 207L234 208L233 209H229L228 208V205L224 208H226L225 212H222L220 216L216 217L213 215V217H208L207 220L205 221L208 225L212 226L211 228H215L216 226H220L218 227L217 229L213 230V232H209V234L203 238L202 236V240H198L196 239L195 243L191 244V245H186V247L184 249H181L180 246L176 245L175 246H160L159 243L170 237L172 232L170 231V226L169 225H173L169 219H172L170 218L171 216H168L170 213V211L172 212L173 210H177V206L179 204V207L180 209L182 210L184 206H180V201L179 200H182L184 199L183 197L186 196L187 192L188 191V185L184 186V184L181 186L182 188H178L177 185L176 187L180 190L177 194L176 191H178L177 188H175V184H174V188L177 189L175 191V193L178 195V196H172V192L170 193L169 191L171 190L170 188H168L169 190L168 191V195H167V191L164 192L166 193V196L165 198L159 196V194L157 196H150V199L149 201L151 202V206H148L146 207L144 211V214L145 216H150L152 217L153 215L152 214H155L157 212H159V215L160 213H166L168 211V215L165 216L167 217V220L169 221V225L168 227H164V231L162 232H158L157 230H159V228L162 227V225L164 224V220L166 219H161L163 218V216L160 218V215L159 218L162 220H158V222L160 221V223H158L159 225H154V223L152 224L151 221H154L156 219H154L155 216H153L151 219H154V220H151L150 223L148 222L147 218L148 217H144V220L145 222L143 223L141 220H143V218H140L139 215H144L143 213L141 214H137V218L138 219H141V220H138V221H141L140 223L136 221V223H139V224H134V225H138V226H131L130 224L134 223L133 220L134 218H132L133 220H127L129 224V228H125V227H116L115 229H126V231L124 233H122V236L119 237L118 234H114L115 236H110V234L113 233L112 229L111 231L109 232V236H105L103 235V237L105 238L104 240L101 239L100 237V240L102 241H99V235L102 236V234L104 233H108L107 229L106 231L102 228L100 229L99 231L101 232L100 234L98 235H95L96 238L98 236V242H100V244L95 245V243L93 242V246L94 247L93 249H96V251H99V253H101V257H106V259H109L107 257V255H104V253H108L109 249H107L109 246L113 247V246H116L118 248H120L118 250V248L114 247L116 250L115 251H119L121 252L120 250L122 249V253L124 254L125 250L127 251L126 253V256L123 257V255H120V259H114V257L116 256L117 257V254L115 256H113V258H110L111 260H109L108 262H113V264H127L129 259H130V262L131 260L133 259L132 257L135 256L137 259V256H138V251L140 250H143L145 248V250H150L148 253L146 251H143L144 254L145 252L147 254H145L146 257H144L146 260L149 259L150 257L153 256L154 260H153V263L151 264H181V261L192 255V259L188 262H185L182 264H224L225 262H227L228 260H232V261H236L237 260V255H239V253L242 254V251L241 252V248L245 245H252L254 246V244H262L261 248L264 247L263 246V243H264V237L259 234L261 233L260 231L257 230V228H261L262 229V233H264V225L263 222H264V213L262 214H259L258 211H256V209L260 206L262 207L261 205L264 204V173L261 175L262 177L259 178V183L258 185H256V187H253V182H252V179L254 181L257 180V176H255V179H254V173H253V170L255 171L256 168H259L258 171L256 170V172H260L259 170L261 169V167L263 168L264 167V157L263 159L260 158V156H256V155H249L248 156ZM93 158V157H92ZM207 158V157H206ZM211 158V157H210ZM247 158V157H246ZM101 159V158H100ZM103 159V158H102ZM244 159V158H243ZM105 160V159H104ZM121 160V159H120ZM210 160V159H209ZM91 161V160H90ZM89 161V162H90ZM98 161H99V158H98ZM103 161V160H101ZM113 161V160H112ZM246 161V160H245ZM94 162V161H92ZM197 162V163H196ZM238 162V163H237ZM209 164V163H208ZM224 164V163H223ZM246 164V165H244ZM201 165V164H200ZM127 166V165H126ZM75 166H72V167H68V165H63L62 170H61V173H60V177L62 179H71L73 178V175L74 172H75ZM187 167V168H188ZM157 168V169H156ZM204 169V168H203ZM154 171V173L157 175V173ZM186 170V171H185ZM194 170V169H193ZM192 170V172H193ZM205 170V169H204ZM262 170V169H261ZM148 171H145V172H148ZM152 171V172H153ZM168 171V172H167ZM200 171V170H199ZM208 173L206 174L205 173ZM203 171L205 173V175H208V178L212 177L210 176V173L205 170ZM252 171V172H251ZM250 172L252 174H250ZM263 172V171H261ZM177 173V174H178ZM182 173V172H181ZM204 173L202 174L201 176V172H199L198 174H194L195 177H198V175L200 174L199 177H203ZM256 173V175L258 174ZM186 174V173H185ZM260 174V173H259ZM161 175V174H160ZM158 175V176H160ZM183 175V173L181 174ZM204 175V176H205ZM184 176V175H183ZM193 176V175H192ZM191 176V177H192ZM210 176V177H209ZM259 176V175H258ZM182 177V176H181ZM190 177V179H191ZM194 177V176H193ZM198 177V179H199ZM207 177V176H206ZM206 177H203V179ZM220 177V178H219ZM189 179V178H187ZM201 179V178H200ZM201 181L198 186H197V189L204 193V195H208L209 193H205L206 190H205V183H204V187H201V185L203 184L202 181L204 180H200ZM197 178L194 180L193 178V182L196 181ZM208 180V179H207ZM214 180V181H215ZM187 181V180H186ZM192 181V180H191ZM189 180V182H191ZM206 181V180H205ZM204 181V182H205ZM188 182V181H187ZM187 182H182V183H187ZM188 182V184H189ZM192 184H197V182L193 183ZM207 182V181H206ZM144 183L145 181H143V186H144ZM181 183V182H180ZM208 183V182H207ZM211 183V182H209ZM178 184V183H177ZM51 185V183H50ZM61 186V185H60ZM161 186V184H160ZM180 186V184L178 185ZM184 186V187H183ZM190 186V185H189ZM209 186V185H207ZM212 186V185H211ZM193 187V186H192ZM200 187V188H198ZM51 188V186L48 188V190ZM172 188V187H171ZM195 188V187H194ZM208 188V187H207ZM173 189V188H172ZM174 189V190H175ZM192 189V188H190ZM189 189V190H190ZM196 189V190H197ZM205 191H204V190ZM211 188H209L210 190ZM213 189V188H212ZM174 190L173 193H174ZM195 190V191H196ZM214 190V189H213ZM148 191V190H147ZM153 191V190H152ZM194 192V190H191L190 192ZM223 191H225L224 193H222ZM192 192V193H193ZM198 192V191H197ZM200 192V193H202ZM209 192V191H208ZM218 193V191H216ZM233 192V193H234ZM48 193V191H47ZM162 193V192H161ZM160 193V194H161ZM169 193H170V196H169ZM195 193V192H194ZM202 194H198L199 195H203ZM212 193V192H211ZM229 193V192H228ZM163 194V193H162ZM161 194V195H162ZM190 194V193H189ZM187 194V195H189ZM156 195V194H155ZM175 195V194H174ZM180 195V196H179ZM203 197H206V199H208L207 197L208 196H204ZM213 195V196H214ZM233 195V194H232ZM193 196V201H192V198H191V194H190V197L188 196V199L191 200L192 202H188L186 200L187 199V196L185 197L186 199H184L188 206L193 205L192 203H197L199 202L198 199L201 198V196H199V198L197 197V194L196 196L194 197V195L192 194ZM211 196V195H210ZM215 197V196H214ZM223 197V196H222ZM41 198V197H40ZM167 198V199H166ZM212 197H210L211 199ZM38 199V198H37ZM203 199V198H202ZM202 199H199L201 201H203ZM97 200V199H96ZM141 200V199H139ZM139 200L137 203H139ZM183 200V201H184ZM205 200V199H204ZM209 200V199H208ZM31 201V200H30ZM34 201V199L32 200ZM36 201V200H35ZM34 201V202H35ZM128 201V200H127ZM182 201V203H183ZM196 201V202H195ZM201 201L199 203H201ZM206 201V200H205ZM222 201V200H221ZM224 201V200H223ZM38 202V201H37ZM126 202V200H125ZM141 202V201H140ZM33 203V202H31ZM181 203V204H182ZM183 203V204H184ZM203 203V202H202ZM219 203V202H218ZM216 204L215 207H217L219 204ZM23 204V203H22ZM36 204V202H35ZM146 204V202H145ZM222 204V203H221ZM220 204V206H221ZM235 204V205H234ZM118 205V204H117ZM133 205V204H132ZM186 205V206H187ZM139 206V205H138ZM211 206V205H210ZM230 206V207H231ZM264 206V205H263ZM33 207V206H32ZM182 207V208H181ZM207 207V206H206ZM147 208H149L148 211H151V215H146V210ZM222 208V206L220 207ZM142 209V208H141ZM179 209V208H178ZM186 209V208H185ZM213 209V208H212ZM223 209V208H222ZM261 209V208H260ZM105 210V209H104ZM107 210V209H106ZM142 210V211H143ZM180 210V211H181ZM191 210V209H190ZM138 212V210H136ZM140 211V212H142ZM186 211H189V210H186ZM205 211V210H204ZM220 211V210H219ZM222 211V210H221ZM224 211V209H223ZM12 212V211H11ZM23 212V211H22ZM135 212V211H134ZM133 212V213H134ZM174 212V211H173ZM179 212V211H176V213ZM206 212V211H205ZM13 213V212H12ZM34 213V212H32ZM36 213V212H35ZM100 213V212H99ZM110 213V212H109ZM139 213V212H138ZM176 213H173V215H175ZM192 213V212H191ZM214 213V212H213ZM224 213V214H223ZM14 214V213H13ZM18 214V213H17ZM23 215V213H21ZM149 214V213H148ZM209 214V213H208ZM211 214V213H210ZM20 215V214H19ZM25 215V214H24ZM23 215V216H24ZM102 215V214H101ZM119 215V214H118ZM133 215V214H131ZM136 215V213H135ZM135 215H133L135 217ZM192 215V214H191ZM194 215V214H193ZM203 215V214H202ZM12 216V215H11ZM26 216V215H25ZM24 216V217H25ZM183 216V215H182ZM207 216V214H206ZM20 217V216H19ZM97 217V216H96ZM102 217V216H101ZM143 217V216H142ZM169 217V218H168ZM192 217V216H191ZM23 218V217H22ZM21 218V219H22ZM106 218V217H105ZM146 218V219H145ZM158 218V217H157ZM174 218V217H173ZM188 218V217H187ZM102 219V218H101ZM131 219V218H130ZM136 219V218H135ZM194 219V218H193ZM193 219H190V220H193ZM199 219V218H197ZM16 220V219H14ZM147 220V221H146ZM150 220V219H149ZM190 220L189 223H191V225L193 224ZM11 221V220H10ZM123 221V220H122ZM122 221H119V222H122ZM127 221H125V223H127ZM131 221V222H130ZM175 220H172V222H174ZM181 221V220H180ZM188 221L187 219L184 220V225H187L188 224ZM199 221V220H197ZM16 222H19V221H16ZM105 222V221H104ZM111 222H113L111 220ZM124 222V221H123ZM147 222V223H146ZM12 223V221H11ZM95 223V222H94ZM125 223H122L124 225H126ZM127 223V224H128ZM14 224V222H13ZM18 226L16 225L15 223V227H13L11 224V226H9L12 230H14V232L17 230V232H21L22 229L24 228V220L22 219V221L20 220L19 223H17ZM110 224V223H109ZM118 224V223H117ZM162 224V225H161ZM80 225V224H79ZM87 225V224H86ZM100 225V224H99ZM84 226L83 225V229H84ZM89 225H87L88 227ZM94 226V225H93ZM103 225H101L102 227ZM122 226V225H120ZM131 226V227H130ZM8 227V226H7ZM17 227V229H16ZM111 227V226H109ZM184 227V226H183ZM10 228H8L10 231H12ZM16 230H15V229ZM66 228V227H65ZM64 228V229H65ZM95 228V227H94ZM100 228V227H99ZM98 228V229H99ZM114 228V226L112 227ZM177 228V227H176ZM91 229V228H90ZM119 229V230H121ZM192 229V228H191ZM200 229V228H199ZM109 230V229H108ZM117 230V232H121L122 231H119ZM210 230V229H209ZM8 230L6 229L5 232H7ZM70 231V230H69ZM102 231H105V232H102ZM115 231V230H114ZM134 231L137 233L133 235ZM170 231V232H169ZM176 231V230H175ZM255 231H258V232H255ZM59 232V231H57ZM98 232V231H97ZM116 232V233H117ZM177 232V231H176ZM184 232V231H182ZM195 232V231H194ZM8 233L9 235H11V238H15L13 236H15L16 234L13 233L11 234L9 231L7 232V234H5L3 232V234H5V238L2 237V234H1V237L0 238H3L0 240V242H5L7 241V237H8ZM160 233L159 235L156 236V234ZM192 233V231H191ZM190 233V234H191ZM197 233V232H195ZM15 234V235H14ZM19 234V233H18ZM58 234V233H57ZM64 234V233H63ZM66 234V233H65ZM7 235V236H6ZM52 235V234H51ZM72 235V234H71ZM83 235V234H82ZM85 235V234H84ZM108 235V234H106ZM176 235V234H175ZM258 236H262V238L260 237H257ZM180 237H178V239L182 240L186 237L184 236V238L182 239L181 238V233L179 235ZM190 236V235H189ZM255 236L257 238H255ZM54 237V236H53ZM76 237V236H75ZM89 237V236H87ZM91 237V236H90ZM174 237V235H173ZM172 237V238H173ZM9 238V237H8ZM9 239V241L13 240V239ZM171 238V237H170ZM190 238V237H189ZM260 238V239H258ZM5 239V240H4ZM7 239V240H6ZM3 240V241H2ZM48 240V239H47ZM79 240V239H78ZM97 240V239H96ZM10 241V242H11ZM40 241V240H39ZM87 241V240H86ZM91 241V240H89ZM169 241V240H168ZM182 241H179L177 243H180ZM45 242V241H44ZM74 242V241H73ZM92 242V241H91ZM174 242V241H173ZM172 242V243H173ZM192 242V241H190ZM6 243V242H5ZM80 243V242H79ZM168 243V242H167ZM184 243V242H183ZM187 243V242H185ZM231 247H229L228 249H226V247L231 244ZM31 244V243H30ZM34 244V243H33ZM45 244V243H44ZM169 244V243H168ZM188 244V243H187ZM29 245V244H28ZM62 245V244H61ZM85 245V244H84ZM92 245V244H91ZM170 245V244H169ZM181 245V244H180ZM250 245V246H251ZM74 246V244H73ZM185 246V245H183ZM200 246V248H198L196 250V248ZM252 246V247H253ZM25 247V246H24ZM32 247V246H31ZM179 247V248H178ZM257 247V246H256ZM260 247V245L258 246ZM257 247V248H258ZM34 248V247H33ZM40 248V247H39ZM64 248V247H63ZM68 248V247H67ZM72 248V247H71ZM83 248V247H82ZM131 248V249H130ZM141 248V249H140ZM159 250V248L161 250H159V253L155 252L154 253V249H157ZM178 248V249H177ZM244 248V247H243ZM49 249V248H48ZM52 249V247H51ZM50 249V250H51ZM69 249V248H68ZM67 249V250H68ZM77 249V248H76ZM85 249V248H84ZM130 250V254H132L129 259L125 260L126 258H128V254H129V250ZM140 249V250H139ZM250 249V248H249ZM255 249V248H254ZM30 251V249H28ZM32 250V248H31ZM36 250V249H34ZM40 250V249H38ZM37 250V251H38ZM66 250V251H67ZM75 250V249H74ZM107 250V251H106ZM112 250H114L112 248ZM253 250V249H252ZM43 251V250H42ZM45 251V250H44ZM61 251V250H59ZM64 251V250H62ZM61 251V252H62ZM116 252L118 253V255L120 254L119 252ZM152 251V252H151ZM47 252V250H46ZM57 252V251H56ZM75 252V251H74ZM73 252V253H74ZM86 252V251H85ZM111 253V251H109ZM142 252V251H141ZM34 253V252H32ZM40 253V251H39ZM48 253V252H47ZM46 253V254H47ZM71 253V252H70ZM81 253V252H80ZM93 253V252H92ZM96 253V252H95ZM263 253V252H262ZM26 254V253H25ZM35 254V253H34ZM46 254H44L46 256ZM55 254V252H54ZM58 254V252H57ZM61 254V253H60ZM63 254V252H62ZM61 254V255H62ZM103 254V255H102ZM115 254V252L113 253V255ZM140 255H144L143 253H139ZM240 254V255H241ZM33 255V254H32ZM38 255V254H37ZM40 255V254H39ZM71 255V254H69ZM89 255V254H88ZM98 255V254H97ZM109 256H111V254H108ZM125 255V254H124ZM244 255V254H242ZM59 256V255H58ZM77 256V255H76ZM82 256V255H80ZM84 256V255H83ZM122 256V257H121ZM262 256V255H260ZM38 257V256H37ZM62 256H60L61 258ZM140 257V256H139ZM138 257V259H139ZM236 257V258H235ZM239 257V256H238ZM256 257V256H255ZM67 257H65L66 259ZM100 258V257H98ZM132 258V259H131ZM142 258V257H140ZM244 261V257H242ZM250 258V257H249ZM28 259V258H27ZM30 259V258H29ZM33 259V258H32ZM31 259V260H32ZM46 259V258H45ZM63 259V258H62ZM79 259V258H78ZM137 259V260H138ZM152 258H150L151 260ZM261 259V258H260ZM263 259V258H262ZM72 260V259H71ZM86 260V259H85ZM84 260V261H85ZM105 260H102V263L103 262H106ZM121 260H125L124 262H121ZM142 260V259H141ZM139 261V262H142L143 261H146V260H143V261ZM241 260V259H240ZM240 260H237V262H239ZM247 260V261H246ZM245 261L246 262H249L248 260L249 259H246ZM251 260V258H250ZM254 260V259H253ZM57 261V260H55ZM63 261V260H62ZM69 261V260H68ZM73 261V260H72ZM76 261V260H75ZM82 261V260H81ZM83 261V262H84ZM95 261V260H94ZM100 261H101V258H100ZM100 261H97L99 264L101 263ZM149 261V260H148ZM147 261V262H148ZM152 261V260H151ZM230 261V262H232ZM255 261V260H254ZM53 262V261H52ZM59 262V260L57 261ZM61 262V261H60ZM67 262V261H66ZM65 262V263H66ZM107 262V263H108ZM116 262V263H115ZM132 262H135V261H132ZM137 262V261H136ZM135 262V263H136ZM138 262V264H139ZM147 262H145L144 264H146ZM229 262V263H230ZM256 262V261H255ZM21 263V262H20ZM24 263V262H23ZM71 263V262H70ZM69 263V264H70ZM77 263V262H76ZM81 263V262H80ZM79 263V264H80ZM92 263V262H91ZM96 263V262H95ZM94 263V264H95ZM101 263V264H102ZM106 263V264H107ZM150 263V261L148 262ZM147 263V264H148ZM233 263V262H232ZM242 263V262H241ZM239 263V264H241ZM245 263V262H244ZM242 263V264H244ZM260 263V262H259ZM61 264V263H60ZM64 264V263H63ZM68 264V262H67ZM72 264H75V263H72ZM130 264V263H129ZM141 264V263H140ZM235 264V263H233ZM248 264V263H247ZM251 264V262H250ZM255 264V263H253ZM257 264V263H256ZM263 264V263H261Z\"/></svg>","mask_w":264,"mask_h":264}]
</instances>
